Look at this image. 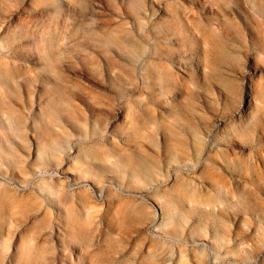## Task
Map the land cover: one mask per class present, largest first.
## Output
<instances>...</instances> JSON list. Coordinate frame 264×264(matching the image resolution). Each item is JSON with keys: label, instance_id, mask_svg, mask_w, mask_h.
<instances>
[{"label": "rangeland", "instance_id": "rangeland-1", "mask_svg": "<svg viewBox=\"0 0 264 264\" xmlns=\"http://www.w3.org/2000/svg\"><path fill=\"white\" fill-rule=\"evenodd\" d=\"M260 2L0 0V264H264Z\"/></svg>", "mask_w": 264, "mask_h": 264}, {"label": "bare ground", "instance_id": "bare-ground-1", "mask_svg": "<svg viewBox=\"0 0 264 264\" xmlns=\"http://www.w3.org/2000/svg\"><path fill=\"white\" fill-rule=\"evenodd\" d=\"M257 1L260 2V1H262V0H257ZM260 3H261V2H260ZM260 5H262V4H260ZM5 121H6V120L4 119V121L2 122V124H4ZM4 125H7V122H6ZM108 176H110V175H108ZM30 219H32V220L34 221V220L36 219V218H35V215H31V216L29 217V220H30Z\"/></svg>", "mask_w": 264, "mask_h": 264}]
</instances>
